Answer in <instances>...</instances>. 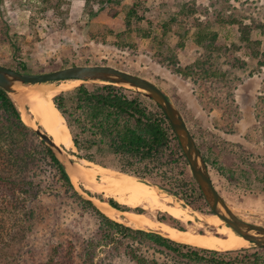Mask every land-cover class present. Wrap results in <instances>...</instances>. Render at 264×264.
Instances as JSON below:
<instances>
[{"label": "rangeland", "instance_id": "rangeland-1", "mask_svg": "<svg viewBox=\"0 0 264 264\" xmlns=\"http://www.w3.org/2000/svg\"><path fill=\"white\" fill-rule=\"evenodd\" d=\"M183 6L193 8V13L183 17ZM134 8L129 31L118 36L127 29V11ZM232 16H255L264 20V0H0V64L16 65L21 61L31 72H46L75 62L105 63L153 81L180 108L201 151L211 158L217 153L223 154L222 160L227 165L224 172L212 170L211 177L233 211L247 221L264 225V188H261L264 185V68L258 66L257 58L250 55L251 49L246 48V43L240 39L238 25L227 22ZM138 17L143 21L139 22ZM172 18L178 19L169 27L167 23ZM196 20L208 22L209 28L202 31L201 27L194 25ZM136 28L147 32L148 36L140 37L142 31ZM197 31L216 32L215 46L219 48L206 52L195 41ZM251 37L260 39L262 45L259 50L264 49L263 33L253 31ZM202 56L203 59H200ZM210 56L212 67L205 71L197 61ZM220 76L223 81L218 84ZM97 83L104 82L64 79L47 84L56 91L67 89L58 90L56 94H59L81 84L92 88ZM68 98V110L79 118L82 135L97 141L95 147L87 150L95 161L79 156L80 151L73 146L70 152L76 155L77 160L73 159L78 168L81 172L89 168L90 165L81 162L80 159H83L122 172L120 168L126 165V160L114 155L105 141L100 142L103 134L95 124L92 126L90 115L86 113L85 116V110H77L74 98ZM145 166L141 162L135 166L132 164L130 168L137 170ZM148 168L146 172L149 176L144 177L148 183L157 181L166 184L182 177L169 148ZM30 172L41 185L37 199L31 201L35 208L34 217L30 221V229L24 233V239L17 243L11 238V228L16 223L17 227L25 225L23 206L26 203L22 196L18 198L19 208H11L9 213L0 215V246H6L0 250V264L16 257L9 253L8 244L20 246L22 255L27 250L21 264H36L46 259L53 245L71 244L74 253L79 256L88 248L90 240L96 242L104 235L110 243L100 244L99 240L92 247L93 264H136L124 252L123 246L120 251H115L113 246L117 240H122L124 246L130 240L137 253L148 259L154 258L161 264H190L148 242H137L111 231L108 233L95 212L61 185L55 168L48 161ZM253 177L259 179L258 183L252 186L253 189H244L248 184L246 179ZM95 180L100 182L99 177ZM77 184L85 195L97 201L98 196H102L103 200L111 196L105 191L89 189L82 180ZM154 185L166 192L158 184ZM172 196L190 217L182 219L170 214L176 218L171 221L192 231L217 232L198 217L202 212L192 209L183 199ZM112 199L125 206L121 210L139 208L129 196L119 198L112 195ZM98 209L101 211V207ZM160 212L167 213L159 209H143V213L138 214L149 221H159ZM112 220L129 226L128 218L122 214L113 216ZM158 223L132 228L162 233L159 228L152 227ZM253 246L251 243L246 248ZM83 259L79 257L73 264H80Z\"/></svg>", "mask_w": 264, "mask_h": 264}, {"label": "trees", "instance_id": "trees-1", "mask_svg": "<svg viewBox=\"0 0 264 264\" xmlns=\"http://www.w3.org/2000/svg\"><path fill=\"white\" fill-rule=\"evenodd\" d=\"M183 8L185 9L181 10L183 17H187L193 13V8H186V6H183ZM132 13L135 14V8L127 11V29L117 34L118 36L129 31V26L132 25ZM138 18L139 22L143 21L141 17ZM177 19H170L167 26L172 27L171 25ZM227 22L238 25L240 39L244 40L246 48L251 49L250 55L257 58L258 66H264V49L260 48L259 50L262 42L260 39L251 38L253 31H259L264 34V20H259L255 16H244L240 18L232 16L228 18ZM194 23L195 26L201 27L203 29L202 31L209 28V23L203 20H196ZM136 30L142 31L140 28H136ZM146 36H148V33L142 31L140 37ZM216 40L217 33L214 31H208L207 33L197 31L195 35L196 43L202 46L208 53L213 52V49L219 48L215 46ZM200 59H203V56ZM200 59L197 62L201 65V69L207 71L212 67V62L209 61L211 56L206 60L199 61ZM75 64L78 63L75 62L70 65ZM6 67L23 72H31L27 69L25 63L21 61L16 65H6ZM222 81V77L220 76L217 83L219 84ZM68 97L74 98L77 110H85V116L86 113L90 115L92 126L95 124L100 133L103 134L100 142L105 141L114 155L126 160V165L120 168L122 172L129 173L142 180H144V177L148 178L149 174L146 172L149 169L148 165L155 159H159L163 151L169 148L172 160L180 168L182 177L181 179H173L166 184L159 183L155 180L151 184H158L161 189L183 199L187 205L196 211L212 213L189 170L188 162L174 131L163 111L155 102L138 92L113 83H97L93 84L92 88L81 84L71 91L61 92L53 96L52 99L55 106L66 120L72 141L80 151L78 155L91 161H95V158L91 154H87V150L95 147L97 141L91 137L83 136V132H80L78 126L79 118L68 110L66 104L69 99ZM203 155L210 175L212 170L220 173L224 172L227 165L222 160L224 158L223 154L217 153L212 158L206 153H203ZM219 155L221 158H219ZM144 159L147 162H144ZM46 161L55 168L56 178L61 182V185L70 191L71 194L80 198L84 204L95 212L100 220V224L108 233H118L141 243L148 242L157 249L166 252L168 255L170 254L190 264H264V254L262 253L264 247L253 246V248L249 249L244 247L219 250L201 248L177 242L156 231L132 228L110 219L90 200H84L77 194L62 165L50 149L24 124L15 101L0 87V196L3 198V201L0 202V215L9 213L11 208H19L20 204L17 202L18 198L22 196L21 199L26 203V206H23L25 215L23 222L25 225L17 227L16 223V226L11 228L13 232L11 238H14L17 243L21 239H24V233L30 229V221L34 217L33 213L35 209L31 201L37 199L41 187L32 178L30 170ZM97 162L101 163L100 161ZM141 162L146 165L143 169L138 168L139 170H133L130 168L132 164L135 166L136 163ZM150 179H154V177L150 176ZM246 181H248V184L244 186V189H253L252 186L257 184L259 179L253 177L252 179H246ZM261 188H264V185ZM98 197L100 199L103 198L102 196ZM108 197L107 201L112 206L119 209L125 207L113 200L112 196ZM27 202H30V204H27ZM126 209L143 212L142 208L126 207ZM159 218L161 221L173 227L181 230L186 229L182 224L171 221L176 218L166 212H160ZM199 232L203 233L202 230ZM213 233L216 232L213 231ZM106 235L109 236V234ZM99 240L100 244L110 243L105 235ZM98 241L94 242L90 240L87 244L88 248L79 254V256L74 253V248H72L73 246L71 244H67L66 246L62 244L53 245L49 248L46 259L36 264H73L79 257L84 258L80 264H93L90 251L94 245H97L96 243ZM117 243L113 246L115 251H120V247L123 246L124 252L136 264H161L154 258L148 259L144 255L137 253L135 248L130 244V240L126 242L125 246L122 240H117ZM7 247L9 253L16 257L12 261H5V263L21 264L25 254H27V250L22 255L23 250L20 246L17 247L8 244ZM5 248L6 246H0V250H4ZM16 252L17 254H14Z\"/></svg>", "mask_w": 264, "mask_h": 264}, {"label": "water", "instance_id": "water-1", "mask_svg": "<svg viewBox=\"0 0 264 264\" xmlns=\"http://www.w3.org/2000/svg\"><path fill=\"white\" fill-rule=\"evenodd\" d=\"M64 79L113 83L138 92L155 102L163 111L174 131L188 162L189 170L197 182L211 212L217 215L224 224L230 227L235 233L239 234L253 245L264 247V225L247 221L233 211L231 205L214 185L204 155L200 150L182 111L170 96L156 83L132 71L105 63L68 65L46 72H23L0 64V87L15 101L20 116L21 110L14 98L15 95H23L39 85ZM22 110L26 115H29L26 105ZM24 124L47 146L48 149H50L52 154L68 174L69 178L70 175L68 169L74 167L81 177L80 180H83L84 177L81 174V170L78 168L76 161L72 159L71 154L65 151L62 146L58 145L40 124L35 123L34 125H28L25 122ZM70 181L77 193L82 197H85L86 200H90L97 208H99V201H104L112 206L107 200L99 198L97 201L91 196L85 195L78 184L73 183L71 178ZM112 207L120 211L119 214L124 215L121 213V209L114 206ZM158 220L161 221L159 218ZM158 233L168 237L163 232Z\"/></svg>", "mask_w": 264, "mask_h": 264}, {"label": "bare ground", "instance_id": "bare-ground-1", "mask_svg": "<svg viewBox=\"0 0 264 264\" xmlns=\"http://www.w3.org/2000/svg\"><path fill=\"white\" fill-rule=\"evenodd\" d=\"M73 80L80 81L79 79ZM48 85L49 84H42L23 95H15L14 98L21 110L22 120L28 125H34L35 122L40 124L58 145L65 148L71 154L72 159L74 158L77 160L76 155L70 152L74 143L67 123L52 99L60 89L56 91L54 87ZM61 89L67 90L66 88ZM25 105L27 106L29 115H26L22 110ZM80 160L83 164L91 166L87 169H82L81 172L84 177L82 181L89 189L105 191L104 193L119 198L129 196L132 203L142 208V210L159 209L167 211V213L177 218L184 219L190 217L187 214L188 211L174 199L172 195L161 191L155 185L131 174L105 168L91 161ZM68 173L73 183L77 184V181H81V177L74 167L68 169ZM96 177L100 178L99 183L95 180ZM136 179L146 184L140 183ZM98 206L99 208L101 207V211L111 217V219L113 216L119 215L120 211L104 201H99ZM138 212L140 211L121 210V213L128 218L129 226L138 227L142 224L159 222L157 225H152V227L159 228L165 235L175 241L190 244L192 246L219 250L239 249L251 244L248 240L225 225L217 215L212 213H200L198 217L212 225L216 229V233H200L189 229L181 230L163 221H149L145 219L143 215L138 214Z\"/></svg>", "mask_w": 264, "mask_h": 264}, {"label": "crops", "instance_id": "crops-1", "mask_svg": "<svg viewBox=\"0 0 264 264\" xmlns=\"http://www.w3.org/2000/svg\"><path fill=\"white\" fill-rule=\"evenodd\" d=\"M256 32V31H255ZM259 36H260V33H259ZM252 38V37H251ZM252 39H255V38H252ZM259 67H263L264 68V66H259Z\"/></svg>", "mask_w": 264, "mask_h": 264}]
</instances>
